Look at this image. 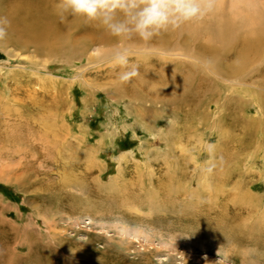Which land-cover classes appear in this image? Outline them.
I'll return each mask as SVG.
<instances>
[{
	"label": "rangeland",
	"instance_id": "374dc122",
	"mask_svg": "<svg viewBox=\"0 0 264 264\" xmlns=\"http://www.w3.org/2000/svg\"><path fill=\"white\" fill-rule=\"evenodd\" d=\"M117 45L0 47V264H264V60L239 84L196 69L214 90L150 117L115 88Z\"/></svg>",
	"mask_w": 264,
	"mask_h": 264
},
{
	"label": "bare ground",
	"instance_id": "6f19581e",
	"mask_svg": "<svg viewBox=\"0 0 264 264\" xmlns=\"http://www.w3.org/2000/svg\"><path fill=\"white\" fill-rule=\"evenodd\" d=\"M57 3L58 0H0V17L6 16L11 21L8 37L0 47L13 46L21 51L33 48L37 54L47 53L54 57L64 50L67 58L72 59L87 58L89 50L99 44L131 46L132 53L137 54L131 62L139 65V75L125 85L119 82L114 87L119 89L120 97L131 96L132 102H142L139 109L148 112L147 115L151 111L161 112V109L175 113L214 90L201 77L195 78L196 69L209 71L217 83L224 79L234 84L238 83L237 72L245 64L264 60V0H219L216 11L204 20L163 32L149 43L138 37L132 40L114 37L98 22L81 17L65 16L62 19L57 14ZM229 58L236 62L223 65V60ZM105 59L111 60V55ZM40 135L42 138L48 136L47 132ZM19 150L14 149L13 153Z\"/></svg>",
	"mask_w": 264,
	"mask_h": 264
},
{
	"label": "clouds",
	"instance_id": "9594fccd",
	"mask_svg": "<svg viewBox=\"0 0 264 264\" xmlns=\"http://www.w3.org/2000/svg\"><path fill=\"white\" fill-rule=\"evenodd\" d=\"M219 0H58L57 14L81 17L102 25L110 35L149 43L163 32L180 29L187 23L202 21L216 11ZM11 21L0 17V43L6 41ZM134 49L117 45L111 50V64L119 67L118 80L128 83L139 75V65L131 62ZM216 146L206 145L215 154ZM223 159L222 157L220 158ZM202 170L211 173L214 161L205 162Z\"/></svg>",
	"mask_w": 264,
	"mask_h": 264
}]
</instances>
